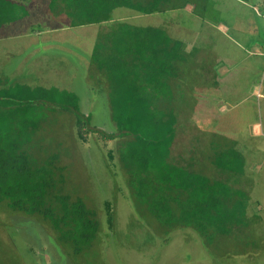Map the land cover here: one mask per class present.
Returning a JSON list of instances; mask_svg holds the SVG:
<instances>
[{"label": "trees", "instance_id": "trees-1", "mask_svg": "<svg viewBox=\"0 0 264 264\" xmlns=\"http://www.w3.org/2000/svg\"><path fill=\"white\" fill-rule=\"evenodd\" d=\"M31 1L0 0V26L26 17L24 5ZM171 7V0H49L48 4L54 18L67 20L69 27L112 24L100 32L90 57L108 80L106 95L116 124L114 132L101 134L119 139L116 155L110 157L117 159L124 173L135 211L154 231L193 229L215 254L223 243L239 244L240 234L251 227L250 191L236 187L245 175L246 159L235 143L217 150L213 143L212 160L219 171L215 177L175 160L172 150L181 111L167 89L171 77L189 61L185 43L162 27L113 21L118 8L151 15ZM79 103V96L69 90L0 81V202L49 227L73 264L98 242L102 217L99 208L65 191L62 156L47 144L39 145L43 137L38 135L49 118L46 110H53L72 115L82 137L92 116L85 117ZM243 182L250 186L245 178ZM106 212L112 229L113 202L106 203Z\"/></svg>", "mask_w": 264, "mask_h": 264}, {"label": "rangeland", "instance_id": "rangeland-1", "mask_svg": "<svg viewBox=\"0 0 264 264\" xmlns=\"http://www.w3.org/2000/svg\"><path fill=\"white\" fill-rule=\"evenodd\" d=\"M33 1L31 6L24 5L29 11L26 17L0 27V77L15 75L18 78L24 70L33 68L40 81L37 86H30L75 92L85 117L88 113L93 115L91 124L83 127L81 137L72 115L46 110L49 118L38 135L43 137L39 145L47 144V148L62 156L60 164L66 166L65 191L82 197L90 207L99 208L102 217L98 242L87 254L78 256L75 264H264V133L260 127L264 121V78L255 81L253 74L246 73L244 66H249L252 61L249 53L248 56L240 55L241 61L232 65L231 59L244 42L236 43L239 39L233 31L226 37L210 27L213 24L199 27L194 40L186 38L203 60L191 61L188 69L191 84L187 85L190 92L185 95L187 101L180 100L179 107L188 118L194 117L198 128L195 132L205 133L201 138L209 140V150L226 147L223 136L238 142L246 157L247 180L252 184L248 233L247 229L240 234L239 244L223 243L214 254L193 229L166 233L146 226L135 211L117 159L110 157V154L116 155L117 140H108L101 134L115 130L106 102L108 80L88 58V52L92 54L99 41L100 32L110 29V21L69 27L67 20L54 18L49 12V0ZM162 16L118 8L114 11L113 21L125 20L137 26L165 29L167 24L163 18L168 19L171 15ZM191 25L197 24L192 22ZM245 26L242 24L243 29ZM34 29H50V32L34 34ZM49 39L52 45L47 50L55 46L61 49L46 52L40 46L38 53V46L33 42L42 45ZM242 47L248 48L247 45ZM24 62L21 69L20 64ZM222 64L230 70L231 66L235 69L222 75L219 73ZM205 68L209 70L202 71ZM208 72L220 78L219 86L208 87L210 91L201 87L197 79L198 75ZM99 98L104 102L99 103ZM185 133L179 135H182V142L177 144L179 150L184 148L182 143L186 144L188 133ZM107 202H113L116 209L112 229L107 222ZM71 262L54 240L49 227L37 219L18 214L6 202H0V264H73Z\"/></svg>", "mask_w": 264, "mask_h": 264}, {"label": "crops", "instance_id": "crops-1", "mask_svg": "<svg viewBox=\"0 0 264 264\" xmlns=\"http://www.w3.org/2000/svg\"><path fill=\"white\" fill-rule=\"evenodd\" d=\"M31 2L27 3L26 5L31 6ZM171 5L172 7L170 9L151 15L162 16V15L170 14L172 16V17L169 16V18L171 17L170 20L168 17H167L168 19L163 18L165 25L167 24V26H165V30L170 31V33L169 32L168 33L174 40L182 41L185 43L186 56L189 59V61L184 67L182 66L181 69L177 71L178 75L176 74L174 78L171 77L170 86L169 89H167L168 91H170V94L174 97L172 103L173 105H175L177 109L180 108L179 107L180 100L184 99L185 101H187V97L185 95L190 92L187 85L191 84L190 79L188 80V77H191L189 75L190 70H188L190 68L191 61L200 60V56H198L199 52L193 51L194 50L193 46L186 38L189 37L190 40H194L196 36L194 33L199 29V27L203 28L205 25L213 24L210 27H213L214 29H218L226 37H229L231 35V32L233 31L239 39L238 42L236 43L239 42H244V43H241L242 45L238 46V51L235 54L236 56L234 57V59H231L232 65L233 64L236 65L237 61H241L240 55L246 54L248 56L249 53L250 56L248 57L249 59H252V61L250 62L249 66L248 65L244 66V69L247 70L246 73L253 74V76L256 77L255 81H257L260 78H264V0H171ZM179 15L182 16L180 17ZM178 17L182 19H179ZM192 22L197 24L195 25L196 28L194 27V25H191ZM10 23H14V22H10ZM10 23L4 24L3 26L8 25ZM242 24L246 25L245 29L242 28ZM155 27H160V26H155ZM34 32H35L34 34H42V33L46 34L50 32V29L49 30L41 29L37 31L34 29ZM33 43L36 44V46H38L36 47L37 52L40 46H42V49L46 52L50 51L51 49H61L55 46L47 50V48L52 45L51 40L43 42L42 45H40L38 42L37 43L33 42ZM244 45H247L248 48L245 49L244 47H242ZM192 53H194L195 55H192ZM88 56H89L88 58L91 59L90 52H88ZM202 60L203 59L201 56L200 61ZM24 64L25 62L20 64L21 69L23 68ZM30 65H32V62L30 63ZM221 67L222 69L219 71V73H222V75H228L229 72L235 69L231 66V70H230L229 68L226 67V64H222ZM224 67L225 69H223ZM208 70L209 68H205L202 71H208ZM24 71L25 72L20 74V77L18 78L17 76L12 75V76H7L6 78L0 77V81L2 83L9 82V84L18 83L17 81H20L28 85L37 86V82L40 80L36 79L37 76L33 72L34 69L28 68L27 71L26 70ZM201 75L202 76L200 75L197 76L198 83L201 87L206 88L207 89L206 91H210L208 88L210 86L213 87L219 86L220 78H218V75H212L211 72L204 73ZM1 86H3V84ZM96 99L95 100L92 99L93 102L96 101ZM98 100L99 103L104 102V99L99 98ZM106 102L109 109V103L107 99ZM182 109L183 108H180L181 114L179 116L178 132L172 150L175 160L183 161V162L185 161L189 165V167L195 170L196 172L203 173L212 177L218 176L219 171L215 167L214 162L212 160L213 151L209 150L210 149L209 140L207 142L206 139L201 138L202 135L205 136V133L200 132V134H196L197 131L195 130V128L198 129L195 125L197 124L196 120L193 119L194 117L188 118L187 115L182 111ZM90 114L91 113H88V115ZM91 116L93 115L91 114ZM110 118L112 119V117ZM114 125L116 128L115 123ZM190 126L194 128H191ZM260 127H262V131L264 133V128H263L264 121L263 123L260 124ZM185 132L188 133L186 137V144L182 143V145H184V148L179 150L177 144H179V141L182 142L181 136ZM189 132L191 133V135L189 134ZM180 134L182 135L179 137ZM194 138L195 140H192ZM115 140H117V144H118L119 139H115ZM223 142L226 143V145L235 143L238 150L243 154L236 140H231L223 136ZM201 143H203L204 145H201ZM188 152H190V155H186V153ZM217 172L218 174H216ZM244 174H245L244 177L243 176L241 177V182L239 181L236 187L238 188L245 187L247 190L251 192V188H252L251 183L250 186L243 185L244 183L243 179L245 178V180H247L248 177L246 166H245ZM250 204H251V200H250Z\"/></svg>", "mask_w": 264, "mask_h": 264}, {"label": "flooded vegetation", "instance_id": "flooded-vegetation-1", "mask_svg": "<svg viewBox=\"0 0 264 264\" xmlns=\"http://www.w3.org/2000/svg\"><path fill=\"white\" fill-rule=\"evenodd\" d=\"M88 116V114H86ZM92 119V118H91ZM92 121V120H91Z\"/></svg>", "mask_w": 264, "mask_h": 264}]
</instances>
